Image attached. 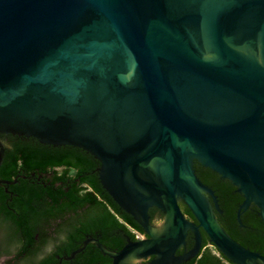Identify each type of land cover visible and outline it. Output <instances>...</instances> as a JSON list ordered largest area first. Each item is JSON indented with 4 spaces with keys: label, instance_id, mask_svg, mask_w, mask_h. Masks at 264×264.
I'll use <instances>...</instances> for the list:
<instances>
[{
    "label": "water",
    "instance_id": "95a60500",
    "mask_svg": "<svg viewBox=\"0 0 264 264\" xmlns=\"http://www.w3.org/2000/svg\"><path fill=\"white\" fill-rule=\"evenodd\" d=\"M0 134L98 160L102 188L148 236L119 252L92 241L112 264L188 262L199 229L230 263L264 264L222 228L194 168L235 188L241 227L252 206L264 224V0H0Z\"/></svg>",
    "mask_w": 264,
    "mask_h": 264
},
{
    "label": "trees",
    "instance_id": "16d2710c",
    "mask_svg": "<svg viewBox=\"0 0 264 264\" xmlns=\"http://www.w3.org/2000/svg\"><path fill=\"white\" fill-rule=\"evenodd\" d=\"M99 166L98 160L81 149L10 136L0 166V180L15 183L0 185V255L7 230L9 245L20 241L26 252L35 246L36 236V246L44 247L53 230L65 233L63 245L68 250L76 249L86 236H91L107 250L117 251L126 244L121 234L134 239L136 233H142L141 227L102 188ZM195 170L201 182L217 196L221 210L217 219L226 233L243 247L264 256V224L257 208L252 206L241 215V227L236 213L243 199L235 188L199 164ZM183 213L193 217L187 208ZM149 216L152 218L153 212ZM58 220L62 221L58 225L63 226L56 228ZM204 239L200 254L185 264H232L209 246L208 237L204 235ZM105 258L94 244H89L75 262L99 264Z\"/></svg>",
    "mask_w": 264,
    "mask_h": 264
},
{
    "label": "flooded vegetation",
    "instance_id": "af4514ba",
    "mask_svg": "<svg viewBox=\"0 0 264 264\" xmlns=\"http://www.w3.org/2000/svg\"><path fill=\"white\" fill-rule=\"evenodd\" d=\"M10 136H13V135L0 134V143L3 146L4 150L10 144ZM22 138H25V137H22ZM197 164L198 163L195 162L194 168H195V165H197ZM57 170L60 172L62 171L61 169H57ZM0 181H2V180H0ZM14 183L15 182L9 183L6 185L10 186V184H14ZM0 185H5V184H0ZM6 192H8V191L6 190ZM180 208L183 212V209L187 208V207L184 204H180ZM150 212H153L152 218H150V216H149L151 224L158 225L159 223L162 222L163 214L160 210H158L155 207H152L148 210V214ZM185 217L191 223H194L195 225H197V222L194 219V217H190V216H186V215H185ZM57 222L58 223L55 225L56 228H58V226L59 227L63 226V224L58 225L59 223L61 224L62 221L58 220ZM119 232H117V233L119 234ZM199 232L201 235V244H202L201 251H202L203 250V242L205 241L204 235L206 236V234L203 232L202 229H199ZM3 234L5 237H4V240L2 242V245H3V249H2L3 252L2 253L3 254L0 255V264H43V262H45V261L46 262L48 261V263H44V264H76L75 261L77 260V256H79V254H81L85 250L87 245L94 244L96 246V244L93 243L92 241H98V239H96L94 237L86 236V239L80 244V246H78L76 249L68 250V248L64 247V245H63V241L65 240V236H66L65 233L63 231L58 232V231L53 230V232H51V234H50L51 235L50 241L44 247L38 248L36 246L39 243L38 242L39 237L36 236L35 246L32 248H29L28 251L26 252L23 248V245L21 244L22 242H20V241L9 245L10 241L8 239H6L9 237L8 236L10 234L9 230H7ZM137 234L139 235V237L137 238L135 235L134 239H131L130 237L126 236L125 234H121V237H124L126 239V244L128 241L136 242V241H140V240H144V239L148 238V236L144 233L143 230H142V233H137ZM87 241L89 243H87L85 245V243ZM194 244H195L194 234L192 231H188L186 239H185V246L179 248L175 252V257L180 258V257L186 255L187 253H189L193 249ZM209 246L213 247L211 245H209ZM120 250H117V251L114 250L111 252H119ZM104 256H106V255H104ZM155 259H156L155 256H150L146 259L141 260L139 262V264H148ZM185 263H187V262H183V263H179V264H185ZM99 264H112V260L108 256H106L104 261L100 262Z\"/></svg>",
    "mask_w": 264,
    "mask_h": 264
},
{
    "label": "built area",
    "instance_id": "2783aa9c",
    "mask_svg": "<svg viewBox=\"0 0 264 264\" xmlns=\"http://www.w3.org/2000/svg\"><path fill=\"white\" fill-rule=\"evenodd\" d=\"M136 237L138 238L139 237V235L136 233Z\"/></svg>",
    "mask_w": 264,
    "mask_h": 264
}]
</instances>
